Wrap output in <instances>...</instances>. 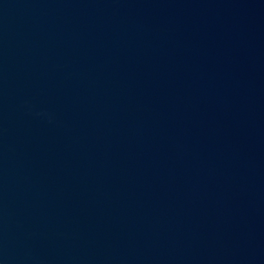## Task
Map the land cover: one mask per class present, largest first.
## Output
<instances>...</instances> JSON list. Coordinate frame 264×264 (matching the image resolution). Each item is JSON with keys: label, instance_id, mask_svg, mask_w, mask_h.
Returning a JSON list of instances; mask_svg holds the SVG:
<instances>
[{"label": "water", "instance_id": "obj_1", "mask_svg": "<svg viewBox=\"0 0 264 264\" xmlns=\"http://www.w3.org/2000/svg\"><path fill=\"white\" fill-rule=\"evenodd\" d=\"M0 264H264V0H0Z\"/></svg>", "mask_w": 264, "mask_h": 264}]
</instances>
